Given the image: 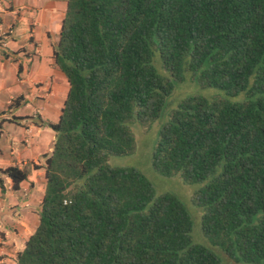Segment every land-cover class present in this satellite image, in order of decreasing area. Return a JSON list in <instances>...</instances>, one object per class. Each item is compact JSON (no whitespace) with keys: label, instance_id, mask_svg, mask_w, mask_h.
I'll list each match as a JSON object with an SVG mask.
<instances>
[{"label":"trees","instance_id":"16d2710c","mask_svg":"<svg viewBox=\"0 0 264 264\" xmlns=\"http://www.w3.org/2000/svg\"><path fill=\"white\" fill-rule=\"evenodd\" d=\"M53 55L68 92L16 264H264V0H67ZM187 76L214 92L175 103L150 158L198 184L196 241L180 198L109 163Z\"/></svg>","mask_w":264,"mask_h":264},{"label":"crops","instance_id":"0c3cea01","mask_svg":"<svg viewBox=\"0 0 264 264\" xmlns=\"http://www.w3.org/2000/svg\"><path fill=\"white\" fill-rule=\"evenodd\" d=\"M66 6L67 0H0V168L27 171L18 189L0 172V264H16L38 224L43 163L54 140L46 123L58 120L68 92L53 55Z\"/></svg>","mask_w":264,"mask_h":264},{"label":"rangeland","instance_id":"374dc122","mask_svg":"<svg viewBox=\"0 0 264 264\" xmlns=\"http://www.w3.org/2000/svg\"><path fill=\"white\" fill-rule=\"evenodd\" d=\"M213 90L212 88L201 85L198 79L188 76L182 81L174 82L172 92L166 97V106L158 118L146 124L138 122L131 124V130L135 136V150L133 153L127 155H111L109 157V163L111 165L136 167L153 183L156 193H171L180 198L186 208L190 212L192 211L194 215L193 220L195 221H193L192 236L195 241L199 240L196 233H199L200 223L196 217L199 211L192 202V195L197 189L198 184L192 182L187 183L178 174L172 177L159 174L152 166L150 150L158 136L160 126L168 119L172 107H174L178 100L189 94L209 96L214 92ZM43 166H45V158Z\"/></svg>","mask_w":264,"mask_h":264}]
</instances>
